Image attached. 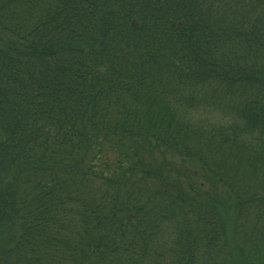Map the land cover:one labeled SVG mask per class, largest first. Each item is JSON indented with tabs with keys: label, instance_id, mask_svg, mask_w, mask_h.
<instances>
[{
	"label": "trees",
	"instance_id": "16d2710c",
	"mask_svg": "<svg viewBox=\"0 0 264 264\" xmlns=\"http://www.w3.org/2000/svg\"><path fill=\"white\" fill-rule=\"evenodd\" d=\"M0 264H264V0H0Z\"/></svg>",
	"mask_w": 264,
	"mask_h": 264
},
{
	"label": "rangeland",
	"instance_id": "374dc122",
	"mask_svg": "<svg viewBox=\"0 0 264 264\" xmlns=\"http://www.w3.org/2000/svg\"><path fill=\"white\" fill-rule=\"evenodd\" d=\"M181 123V122H180ZM255 250H259V249H255Z\"/></svg>",
	"mask_w": 264,
	"mask_h": 264
}]
</instances>
